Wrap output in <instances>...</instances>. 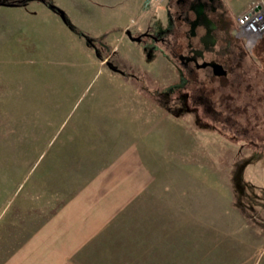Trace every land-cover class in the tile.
Returning a JSON list of instances; mask_svg holds the SVG:
<instances>
[{"label":"rangeland","instance_id":"rangeland-1","mask_svg":"<svg viewBox=\"0 0 264 264\" xmlns=\"http://www.w3.org/2000/svg\"><path fill=\"white\" fill-rule=\"evenodd\" d=\"M166 2L0 5V215L68 201L156 220L120 234L148 264H264V34L241 36L226 78L185 79L125 34L163 37ZM223 2L235 22L264 6Z\"/></svg>","mask_w":264,"mask_h":264},{"label":"crops","instance_id":"crops-1","mask_svg":"<svg viewBox=\"0 0 264 264\" xmlns=\"http://www.w3.org/2000/svg\"><path fill=\"white\" fill-rule=\"evenodd\" d=\"M137 26L135 30L142 31ZM20 208L10 216L0 215V264H148L139 248L131 253L120 234L124 231L131 241L141 237L143 229L146 236L147 224L157 226L156 220L132 222L68 201L49 215H36L37 207L28 203Z\"/></svg>","mask_w":264,"mask_h":264},{"label":"flooded vegetation","instance_id":"flooded-vegetation-1","mask_svg":"<svg viewBox=\"0 0 264 264\" xmlns=\"http://www.w3.org/2000/svg\"><path fill=\"white\" fill-rule=\"evenodd\" d=\"M165 12L168 28L163 37H156L148 30L137 34L130 31L132 36L143 34L141 39H150L168 58L171 55L169 60L185 79L201 70L226 78L229 70L222 58L243 52L244 48L235 19L223 0H167ZM209 63L220 65L225 73L215 75Z\"/></svg>","mask_w":264,"mask_h":264},{"label":"built area","instance_id":"built-area-1","mask_svg":"<svg viewBox=\"0 0 264 264\" xmlns=\"http://www.w3.org/2000/svg\"><path fill=\"white\" fill-rule=\"evenodd\" d=\"M239 36H243L247 47H253L256 40L264 34V6L253 5L236 19ZM137 29L138 26H137Z\"/></svg>","mask_w":264,"mask_h":264},{"label":"water","instance_id":"water-1","mask_svg":"<svg viewBox=\"0 0 264 264\" xmlns=\"http://www.w3.org/2000/svg\"><path fill=\"white\" fill-rule=\"evenodd\" d=\"M25 1L27 0H19L18 2H15V1H12V2H9V3H6V2H1L0 5H4V6H8V7H14V6H18L19 4H22L24 3ZM51 9L55 10L58 15L60 16L61 20L65 23L66 20H65V16H64V13L63 11H61L59 8H56L55 6H52L50 5L49 6ZM125 34L126 36L131 40V41H134V42H139L141 40V37L143 36V34L141 35H138L136 37H133L131 32L129 30L125 31ZM206 64H204L205 66ZM209 66H211L213 68V73L215 75H221V74H224L225 71L222 70L221 66L218 65V64H215V63H209L207 64Z\"/></svg>","mask_w":264,"mask_h":264},{"label":"trees","instance_id":"trees-1","mask_svg":"<svg viewBox=\"0 0 264 264\" xmlns=\"http://www.w3.org/2000/svg\"><path fill=\"white\" fill-rule=\"evenodd\" d=\"M1 3V2H0ZM49 4H50V2H49ZM52 5V4H51Z\"/></svg>","mask_w":264,"mask_h":264}]
</instances>
